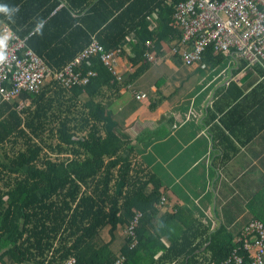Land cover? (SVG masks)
<instances>
[{
  "label": "trees",
  "instance_id": "trees-1",
  "mask_svg": "<svg viewBox=\"0 0 264 264\" xmlns=\"http://www.w3.org/2000/svg\"><path fill=\"white\" fill-rule=\"evenodd\" d=\"M179 1H121L125 5L110 17L98 2L81 24L98 31H76L82 26L72 27L75 20L64 8L32 33L35 23L21 32L8 27L20 37L27 35V44L54 70L72 60L92 36L107 51L126 43L132 82L151 63L146 50L156 57L163 45H170L168 53L179 48L170 54L181 60V45L190 46L180 41L173 17ZM209 57H215L211 46L201 60ZM76 68L94 74L69 87L49 76L45 86H53L54 94L45 97L42 89L23 94L30 100L25 107H19V98L0 101V264H65L71 256L74 264H219L226 259L241 246L236 237L224 226L210 230L184 208L168 210L161 202L160 178L137 174L133 146L101 114L100 94L104 87L119 91L122 77L117 79L99 54ZM136 212L140 216L132 237L127 229ZM236 252L247 256L242 248Z\"/></svg>",
  "mask_w": 264,
  "mask_h": 264
},
{
  "label": "crops",
  "instance_id": "crops-1",
  "mask_svg": "<svg viewBox=\"0 0 264 264\" xmlns=\"http://www.w3.org/2000/svg\"><path fill=\"white\" fill-rule=\"evenodd\" d=\"M121 1L130 0H0V23L20 32L35 23L32 33L64 8L73 27L98 2L110 17ZM81 26L75 30H99ZM8 40L0 28V49ZM169 46L132 82L127 44L119 46L123 54L113 64L124 84L114 94L104 87L101 114L133 146L137 174L160 178L168 210L184 208L210 230L224 226L235 238L248 220L264 223V64L216 54L186 65ZM40 89L45 97L54 94L45 82ZM19 102L30 104L23 95Z\"/></svg>",
  "mask_w": 264,
  "mask_h": 264
},
{
  "label": "built area",
  "instance_id": "built-area-1",
  "mask_svg": "<svg viewBox=\"0 0 264 264\" xmlns=\"http://www.w3.org/2000/svg\"><path fill=\"white\" fill-rule=\"evenodd\" d=\"M173 17L180 27L181 42L190 46L180 47L181 60L190 65L202 59L208 46L214 55L222 53L242 58L246 64H264V0H181L174 6ZM2 30L9 32V40L0 49V101L20 98L21 95L38 92L47 77L67 87L84 84L88 76L94 74L87 70L84 74L76 67L84 59L99 54L103 63L117 74L114 58L123 54L122 47L105 50L92 36L90 42L61 69L54 70L46 63L43 56L27 44V36L20 37L11 31L7 24L0 23ZM131 36H127L128 41ZM146 45H150L146 41ZM179 48L171 47L175 54ZM146 59L155 62L154 52L146 50ZM119 79V75H117ZM143 98L144 94L136 95ZM19 102V107L20 106ZM161 198V202L163 201ZM140 216L135 213L128 229L132 237L133 225ZM247 256L233 249L219 264H263L264 262V223L252 218L242 226L236 237ZM74 257H69L65 264H74ZM213 264V263H210Z\"/></svg>",
  "mask_w": 264,
  "mask_h": 264
},
{
  "label": "bare ground",
  "instance_id": "bare-ground-1",
  "mask_svg": "<svg viewBox=\"0 0 264 264\" xmlns=\"http://www.w3.org/2000/svg\"><path fill=\"white\" fill-rule=\"evenodd\" d=\"M130 22V21H129ZM148 24V23H147ZM126 25V24H125ZM137 28V27H136ZM180 33V32H179ZM108 35V34H107ZM139 39V38H138ZM174 40V39H173ZM110 41V40H109ZM113 41V40H112ZM137 41V40H136ZM169 42V41H168ZM174 43V42H173ZM172 43V44H173ZM159 45H160V43H159ZM84 47V46H83ZM113 47V46H112ZM109 48V47H108ZM146 49V48H145ZM168 50V49H167ZM72 58V57H71ZM133 58V57H132ZM51 61V60H50ZM101 63V62H100ZM149 63V62H148ZM132 64V63H131ZM90 66V65H89ZM114 106V105H113ZM170 156V155H169ZM160 162V161H159ZM215 175V174H214ZM180 180V179H179ZM213 193V192H212ZM137 213V212H136Z\"/></svg>",
  "mask_w": 264,
  "mask_h": 264
},
{
  "label": "rangeland",
  "instance_id": "rangeland-1",
  "mask_svg": "<svg viewBox=\"0 0 264 264\" xmlns=\"http://www.w3.org/2000/svg\"><path fill=\"white\" fill-rule=\"evenodd\" d=\"M51 156H55L54 154H51Z\"/></svg>",
  "mask_w": 264,
  "mask_h": 264
}]
</instances>
